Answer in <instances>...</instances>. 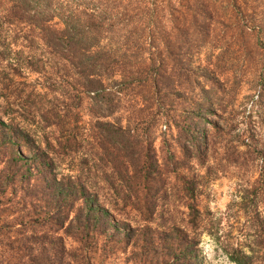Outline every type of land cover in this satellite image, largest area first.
Returning a JSON list of instances; mask_svg holds the SVG:
<instances>
[{
  "label": "trees",
  "instance_id": "16d2710c",
  "mask_svg": "<svg viewBox=\"0 0 264 264\" xmlns=\"http://www.w3.org/2000/svg\"><path fill=\"white\" fill-rule=\"evenodd\" d=\"M7 1L9 17L35 29L49 51L47 56H25L26 71L45 74L48 60L55 76L40 89L33 85L15 92L20 95L27 89L26 96L50 97L48 108L37 113L23 103L0 106V264H105L125 252L129 253L121 264H203L199 242L206 226L194 201L186 204V227L173 225L169 232L162 231L173 230L176 242L152 258L161 237L147 235L148 224L121 221L100 201L89 176L60 170L65 154L70 159L80 154V164L86 163L81 130L71 124L63 130L58 124L64 133L58 130L54 139L42 142L17 120H75L82 114L85 94L91 102L92 125L99 127L98 148L113 167L112 193L141 219L151 221L158 200L152 184L158 175L155 126L161 120H176L171 96H181L186 83L203 97L219 84L216 74L224 71L220 63L239 52L232 47L237 40L249 38L248 21L253 26L260 22L246 11V0ZM259 53L264 58V49ZM195 56L201 61L193 64ZM3 59L8 61L7 56ZM14 64L22 68L23 59ZM261 65L260 77L264 59ZM7 77L16 81L13 74ZM9 85L1 88L4 96L11 93ZM192 104L207 120L214 111L212 102ZM141 120L149 122L147 136L138 127ZM257 157L262 168L258 184L247 190L255 196L263 185L264 146ZM184 183L193 197L194 179L185 178ZM255 213L262 224L264 216L259 209ZM213 225L207 232L219 242ZM65 235L75 245L67 246ZM254 243L256 238H237L221 246L237 264H253L259 252Z\"/></svg>",
  "mask_w": 264,
  "mask_h": 264
},
{
  "label": "rangeland",
  "instance_id": "374dc122",
  "mask_svg": "<svg viewBox=\"0 0 264 264\" xmlns=\"http://www.w3.org/2000/svg\"><path fill=\"white\" fill-rule=\"evenodd\" d=\"M245 2L246 11L259 18L260 22L253 26L248 21L249 38L237 40L232 47L239 52L232 55L229 62L220 63V69L224 71L216 74L219 84L210 90L209 97H203L196 87L192 90L186 83L181 96H171L175 105L171 103V111L176 120H161L155 126L158 135L154 142L158 175L152 184L158 190V200L151 221L141 219L137 210L112 193L110 182L115 180L112 175L113 167L105 162V154L98 148L96 135L99 127L92 125L94 120L91 102L85 94H82V114L75 120H17L42 142L46 138L54 139L62 132L58 124L63 126V130L67 124L75 125L81 130V150L86 155V163L80 164V154L75 155L74 159L65 154L64 159H60V170L81 172L89 176V182L94 185L100 201L121 221H129L133 225L148 224L147 235L156 239L161 237V245L152 253V258L165 253L169 244L176 242L173 240L175 235L170 234L173 230L168 234L162 231L169 232L173 225L186 227V204L194 201L203 212V227L210 228L214 222L213 228L218 227L220 236L217 242L204 227L199 242L203 264H237L221 246V242L237 238L251 242L256 238L258 244L254 245L259 252L253 264H264V222L258 224L255 213L259 209L261 217L264 216V177L256 196L247 192L257 183L262 170L261 160L257 156L258 150L264 146V76L260 77V70L257 68L262 66L264 59L263 54L259 53L264 49V0ZM8 5L7 0H0V106L5 104L10 108L23 103L38 113L43 108H48L51 101L47 98L50 97L44 99L34 95L26 96L25 92L33 85L40 89V84L50 80L51 75L54 77L53 66L47 60L45 74L26 71L24 64L28 63H24V58L27 55L47 56L49 51L41 43L35 29L9 17ZM5 56L7 62L3 59ZM21 59L22 68H18L14 63ZM43 59L46 61V57ZM198 61H201L200 56H195L193 64ZM211 61L213 67L219 69L214 64L216 61ZM10 74L14 75L16 81L9 80L7 76ZM5 83L10 84L8 91L11 92L6 96V91L1 89ZM22 87L27 89L21 91L20 95H15L16 89L22 90ZM126 100L127 96L123 101ZM194 100L212 102L214 111L207 114L208 120L198 113V106L192 104ZM172 108L176 110L173 111ZM120 122L125 125L127 120ZM138 127L147 136L150 129L148 120H141ZM2 163L0 160V166ZM185 178L190 181L194 179L196 183L193 197L188 195L185 188ZM192 231L190 229L189 234ZM257 234L261 235L262 243L257 242L260 240ZM65 243L69 247L75 245V241L67 235ZM131 249L129 246L127 251ZM128 253L114 255L113 261L107 260L105 264H121L120 260L127 258Z\"/></svg>",
  "mask_w": 264,
  "mask_h": 264
}]
</instances>
